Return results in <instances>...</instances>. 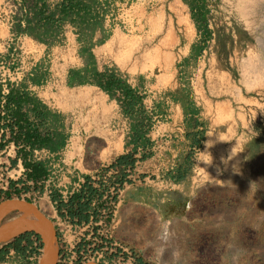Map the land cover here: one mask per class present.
Here are the masks:
<instances>
[{
    "label": "rangeland",
    "instance_id": "rangeland-1",
    "mask_svg": "<svg viewBox=\"0 0 264 264\" xmlns=\"http://www.w3.org/2000/svg\"><path fill=\"white\" fill-rule=\"evenodd\" d=\"M100 8L108 14L102 26H110L114 19L122 38L134 49L129 58L123 47L116 52L96 48L97 64L102 69H117L122 77L139 84V94L148 99L145 111L152 112L150 99L160 94L181 102L186 115L196 114L186 122L188 133L178 160L164 167L175 170L182 164L190 184L198 186L194 193L197 207L183 217L180 210L175 218L167 206H163L165 215L153 208L133 213L132 223L123 230L131 246L125 252L128 264H140L141 258L149 260L147 264H264V82H254L257 72L248 69L250 56L264 60V0H125L123 4L106 2ZM137 13L143 17L138 29L132 22ZM95 28L91 41L99 38ZM67 32L53 39L64 44V50L29 46L27 52L19 53L18 66L41 64L44 69L46 64H86L83 42L77 47ZM16 71L21 69L13 70L0 58L1 79L16 82ZM57 76H61L59 71ZM250 82L252 87H248ZM79 90L64 92L60 108L65 109V127L71 120L68 109L86 111L97 105L96 94L94 99L74 98L75 103L66 98ZM52 104L57 108L56 100ZM186 139L195 145L190 147ZM102 140L90 138L88 149H99ZM51 168V178L58 179L56 167ZM2 171L3 176L9 173L5 166ZM144 174L149 180L160 176L152 167ZM24 188V196L15 194L3 201L31 204L51 221L55 232L54 210L44 208L45 201L49 205L50 201L39 193L41 186L26 184ZM20 208L12 205L0 214V221ZM196 216L202 221H192ZM32 230L36 231L27 229L11 240H0V247ZM31 239L37 241L35 235ZM44 256L45 245L34 264H42Z\"/></svg>",
    "mask_w": 264,
    "mask_h": 264
},
{
    "label": "crops",
    "instance_id": "crops-1",
    "mask_svg": "<svg viewBox=\"0 0 264 264\" xmlns=\"http://www.w3.org/2000/svg\"><path fill=\"white\" fill-rule=\"evenodd\" d=\"M63 1L0 0V58L10 64L13 70L21 69V71L14 72L18 80L11 82L16 92L25 93L29 98V101H24L22 110L31 127H34L43 136L53 139L50 147L42 146L38 150L43 151L44 154L49 152L53 155L56 167L55 176L58 179L53 178V180L51 178L48 180L44 184V191H42L41 196H47L50 201V206L54 210L53 220L56 221L55 236L57 237L56 232L59 229L61 235L64 236L66 247H72L81 240L89 239L93 231H90L87 226L76 228L71 221L66 219L69 216H60L50 191H59L63 197L66 196L69 199L74 192H78V184L86 175L99 176L102 168L110 166L121 155L135 151L136 167L130 174V177L134 176L133 181L125 183L120 189L110 223L99 226L94 231L95 236L88 240L94 242L91 245L94 246L93 250H95L94 256L90 260L102 262L101 264H128L130 261L126 259L125 252L131 246H129L126 237L123 236V230L132 223L133 213L143 214L146 210L153 208L165 215L166 210L163 206H167L168 214H173L172 217L175 218L180 210L184 212V215H180L183 217L188 216L190 212L195 210V206L197 207L194 193L198 190V186L194 183L190 184V179L187 175L185 176L183 168H181L182 164L180 163V166L175 170L164 167L167 162L178 160L177 155L183 149L184 142L182 141H185L183 138L188 133L186 122L190 117H196V114L188 113L186 115L184 105L181 102L170 96L162 98L158 94L150 99L153 103L152 112L146 110L144 113L145 125L143 128L138 127L143 116L126 112L121 101L98 85L91 83L69 84L70 79L86 73L88 64H50V67L49 64H46L44 69L41 68V64L39 67L32 68L30 64L19 67L18 55L20 52H27L29 46L44 50H64L65 45L53 39L63 38L66 30H68L67 35L74 45L77 44L76 46L80 47V41L83 42L84 48L82 50L91 47L93 52L96 48L116 52L117 49L121 48H107L115 36H122V30L115 25L114 19L110 26H102L104 17L108 21V14L104 15L100 7L110 1L123 4L125 0H96L98 2L96 9L100 11V17L97 20L100 23L96 25L95 37L99 38L96 41L90 39L88 44L80 39L79 28L76 25L62 19L59 8ZM43 2H46L50 11H56L50 30H47L46 27L47 14L43 17H35V12L41 8ZM132 22L134 27L138 29L139 23L143 22V17L137 13L132 18ZM27 26H36L35 31L33 33L28 32ZM134 35L139 36L140 34L135 32ZM97 68L100 71L106 70V68L102 69L100 64H97ZM58 71L61 74L60 77L57 76ZM122 78L139 93L141 88L139 84ZM55 86L56 89H54ZM78 87L82 90L74 92L73 95L76 96L67 95L66 98L75 103L74 98L84 96L94 99L93 95L96 94L97 105L86 111L76 110L74 107L68 109V116L71 120L65 127V109L60 108V103L65 101L64 92L66 89ZM116 94L119 95L120 93ZM143 99L145 109L148 99L145 97ZM53 100H56L57 108H54ZM74 103L73 106H75ZM147 122H149L148 125H146ZM194 130L197 131L198 127ZM138 131H142L143 136L135 141L134 138ZM8 137L7 134L6 138ZM92 137L103 139L102 147L90 151L87 140ZM186 140L191 147L193 143L189 139ZM5 147L6 154L4 156L18 155L17 150L20 147L15 145L13 141H10ZM23 148L28 151V157L32 161H40L47 165V162L51 160V158L37 160L34 147L25 145ZM59 166L65 168L63 173L59 171ZM151 167L154 172L160 173V176L153 180H149L148 176L144 174ZM192 202H194L193 205ZM91 217H93L92 214H90V219ZM201 218V216L191 217L194 222L202 221ZM42 240L45 245L43 236ZM57 240L60 248L58 237ZM119 253H123L124 257H120ZM27 257V253H16L10 249L4 254V259L0 260V263L33 264V261ZM147 261L149 260L141 258L139 263L147 264Z\"/></svg>",
    "mask_w": 264,
    "mask_h": 264
},
{
    "label": "trees",
    "instance_id": "trees-1",
    "mask_svg": "<svg viewBox=\"0 0 264 264\" xmlns=\"http://www.w3.org/2000/svg\"><path fill=\"white\" fill-rule=\"evenodd\" d=\"M96 0H64L59 8V12L62 15L63 20H68L72 24L79 28L80 39L89 41L94 32V27L100 23L98 17H100V11L96 9ZM56 11H50L46 2L42 3L39 10L35 12V17H43L46 14L47 17V30L52 27V19L55 16ZM202 20L206 21L205 16H202ZM31 22V20H30ZM29 25V24H28ZM36 26H27L26 30L30 33L35 31ZM88 31V32H87ZM86 56L85 61L88 64L86 73L84 75L75 76L68 82L70 85L74 84H96L104 91L116 97L124 105L126 112L134 115H142V121L138 123V127H142L144 124V99L129 82L124 80L118 71L113 68H106L104 71H100L97 68V62L94 52L91 47L85 48ZM120 93L119 95L116 93ZM29 98L25 93L16 92V89L12 85L11 80L5 82L0 79V131L1 129H9V137L6 138L7 132H2L0 137V150L5 148V145L13 141L15 145L24 143L17 152V158H12L11 162L15 165L18 161V157H22L24 166L29 169L28 177L35 181H39L47 175V168L45 164L40 161H32L28 155V151L25 150V145H29L34 148H40L42 146L50 147L53 139L43 136L31 124L28 122L22 108L24 101ZM26 121V123H25ZM17 127V130H15ZM141 130V128H139ZM142 131H138L135 141L142 138ZM194 143H198V140H194ZM145 157V155H144ZM137 158L135 157V151L121 155L110 166L102 168L100 179H96L91 175H86V181L80 191L74 192L68 200H65L62 193L59 191H53L51 194L52 200L55 202L58 213L62 217L69 216L72 221L77 219L76 223L88 222L90 220V214L94 216L95 221L101 215V211L106 207V200L103 199V195L111 185H118L116 189H121L125 183H130L133 179L130 177L131 172L136 167ZM112 171L111 176H107L108 183L104 178L106 174ZM13 194L7 191L5 196L0 197V203L5 198H11ZM117 198V195L114 196ZM95 201V204H94ZM107 221H111V214L108 215ZM98 228V226H96ZM58 229V228H57ZM35 237L40 241V247L44 246L42 235L36 231H26L25 233L17 236L13 241L7 243L0 248V260L4 259V254L13 249L16 253L26 254L36 251L37 247L34 246V242L31 237ZM58 239L60 240L61 233L59 229L56 232ZM26 242V243H24ZM62 248L60 249V253ZM61 264V263H59Z\"/></svg>",
    "mask_w": 264,
    "mask_h": 264
},
{
    "label": "built area",
    "instance_id": "built-area-1",
    "mask_svg": "<svg viewBox=\"0 0 264 264\" xmlns=\"http://www.w3.org/2000/svg\"><path fill=\"white\" fill-rule=\"evenodd\" d=\"M1 79V78H0ZM2 81H6L8 79H1ZM10 80V79H9ZM15 130H17V127H15ZM2 132H7V134L10 133V130L7 129H1L0 134ZM24 143H20L18 146H22ZM6 148V147H5ZM4 148V150L0 151V157L4 156L6 153V149ZM36 149L35 151V158L37 160H41V159H50L49 162H47L46 168H47V175L42 178L39 181H35L33 179H30L28 177V172L29 169L26 168L24 166L23 163V159L22 157H18V161L15 165L12 164L11 159L12 158H17V155H7L4 156L5 160L4 162L0 161V169H2L4 166L7 170H9V173L5 176H3V171L0 172V177H5L4 179L2 178V181L0 182V197H4L7 191H10L13 195H18V196H24L26 194V190L24 188V186L26 184L29 185H34V186H41V188H39V193H42V191H44V184L47 183L48 180L51 179L50 176V171H51V167H55L54 165V158L53 155L49 154V152L47 153H43V151L38 150V148H34ZM45 156V157H44ZM59 171L61 173H63L65 170V168L63 166H59L58 167ZM110 172V171H109ZM96 178V177H95ZM101 178V177H100ZM100 178H96L97 180ZM105 182L108 183L107 178L105 176L104 178ZM86 181V179L84 178L79 184H78V191H80L83 187L84 182ZM118 187V185H111L109 187V189H107L103 195V199L106 200V207L103 208L101 211V215L99 216V218L95 221L94 216L91 217V219L88 222H82L80 224L76 223L77 219H75V221H72V219L70 217H67L66 219H68L69 221L72 222V225L76 228H79L81 226H87V228L90 229V231H93V233L91 234V237L89 239L86 238V240H81L80 242H78L76 245L72 246V247H66L65 245V240H64V236L63 234L60 237L59 243H60V248L58 249V259L56 264H83L85 262L90 261V259L94 256V251L93 247L91 244H93L92 242H89L88 240L92 239V236H95V232L96 231V226H103V225H107L110 222L107 221V217L109 214H111V219H112V213L114 210V207L117 203V199L118 198H114L115 195H117L118 197V193L120 191V189H116ZM53 190L50 191V193L52 194ZM65 200H68L66 198V196H64ZM95 204V201H94ZM36 238V237H35ZM37 241L34 242V246L37 247L36 251L34 252H27V258L30 261H33L34 263H37L39 260V257L42 253V249L43 247H40V241L36 238ZM88 241V242H87ZM62 248V252L60 253V249ZM120 257H124L123 253H119L118 254ZM128 261H130L128 259ZM2 264V263H0Z\"/></svg>",
    "mask_w": 264,
    "mask_h": 264
},
{
    "label": "bare ground",
    "instance_id": "bare-ground-1",
    "mask_svg": "<svg viewBox=\"0 0 264 264\" xmlns=\"http://www.w3.org/2000/svg\"><path fill=\"white\" fill-rule=\"evenodd\" d=\"M116 47H123V50L126 48L127 53H129V58L130 54H132L131 52H133L134 49L120 35L115 36V38L107 48L114 49ZM122 63L124 64L125 62ZM248 69H250V71L252 70L253 72L254 70H256L257 72V74H255L257 75V77L254 82H264V60L260 59L259 57L254 58L253 56H250V58L248 59ZM251 83L252 82L249 83L248 87L253 86V84ZM12 205H17L21 208L13 213L8 214L0 221L1 242L11 240L16 234L23 232L24 230L36 229L37 231L43 233L44 240L46 241L45 256L42 264H56V261L58 259L59 245L51 221L42 217L40 215V212L31 204L24 202H2L0 204V214L6 212ZM49 206V203L45 201L44 208H49Z\"/></svg>",
    "mask_w": 264,
    "mask_h": 264
},
{
    "label": "water",
    "instance_id": "water-1",
    "mask_svg": "<svg viewBox=\"0 0 264 264\" xmlns=\"http://www.w3.org/2000/svg\"><path fill=\"white\" fill-rule=\"evenodd\" d=\"M34 230H36V229H34ZM37 231V230H36ZM38 233H40L42 236H43V233H41L40 231H38ZM43 238H44V236H43ZM45 241V240H44ZM45 245H46V241H45Z\"/></svg>",
    "mask_w": 264,
    "mask_h": 264
},
{
    "label": "clouds",
    "instance_id": "clouds-1",
    "mask_svg": "<svg viewBox=\"0 0 264 264\" xmlns=\"http://www.w3.org/2000/svg\"><path fill=\"white\" fill-rule=\"evenodd\" d=\"M234 155V154H233ZM202 161H205V162H208V163H210L211 161H207V160H202Z\"/></svg>",
    "mask_w": 264,
    "mask_h": 264
}]
</instances>
